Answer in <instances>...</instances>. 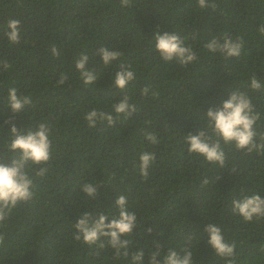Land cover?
<instances>
[{"label": "trees", "instance_id": "trees-1", "mask_svg": "<svg viewBox=\"0 0 264 264\" xmlns=\"http://www.w3.org/2000/svg\"><path fill=\"white\" fill-rule=\"evenodd\" d=\"M208 2L214 7L201 9L198 0H130L127 6L120 0H0V163L10 162L5 145L13 125L26 135L39 123L48 124L52 149L46 176L29 172L32 200L0 226L5 236L0 264H127L114 259L107 246L89 247L73 238L80 214L96 219L115 212L118 195L128 198L137 216L129 251L142 249V264L157 251V259L170 249L182 256L188 245L192 264H224L208 243L209 224L235 241L236 264H264V220L245 222L232 212L233 199L249 192L264 196V155L222 145L221 168L189 155L185 142L206 127L207 111L220 108L237 89L251 97L261 115L257 131L264 133V88H250L253 75L264 86V36L258 32L264 0ZM10 19L21 22L17 44L5 36ZM157 32L180 35L197 62L182 67L161 60L154 48ZM224 33L243 38L240 57L225 60L204 47ZM53 46L59 56H53ZM101 47L122 55L105 66ZM81 53L89 56L86 67L99 74L88 87L74 67ZM121 64L136 76L124 93L112 79ZM61 73L68 76L64 84L57 83ZM145 86L155 95H141ZM9 87L29 96L31 104L13 113ZM124 94L136 112L111 126L104 121L88 127L86 113L95 109L115 116L112 105ZM145 133L155 134L159 143L150 144ZM143 151L155 154L147 179L138 171ZM84 183H93L95 197L82 191Z\"/></svg>", "mask_w": 264, "mask_h": 264}, {"label": "clouds", "instance_id": "clouds-1", "mask_svg": "<svg viewBox=\"0 0 264 264\" xmlns=\"http://www.w3.org/2000/svg\"><path fill=\"white\" fill-rule=\"evenodd\" d=\"M121 6L130 4V0H120ZM201 9L214 7L208 0H198ZM20 24L17 19H10L7 22L5 36L12 44L20 41ZM260 35L264 36V24L258 28ZM195 39V35L192 37ZM154 48L159 53L164 62H176L182 67L197 62V53L190 45H186L185 39L177 33L167 32L160 34L157 32L153 37ZM204 47L211 53H219L225 60L230 57H240L244 48L242 37L233 38L230 34L224 33L220 37H214L204 44ZM53 56L60 53L56 46L52 49ZM99 54L105 66L118 61L122 55L116 50H109L101 47ZM89 56L81 53L75 61V70L79 73L80 80L85 87L94 85L98 80L99 74L95 69H88ZM8 64H3L7 70ZM114 86L121 93H124L128 85L136 79L135 73L124 65L119 66V70L112 77ZM68 76L60 74L58 84H64ZM250 88L253 91H261L264 86L256 78L251 77ZM151 93L150 86H145L141 90V95L148 96ZM130 97L124 94L122 98L112 105V113L93 109L86 113L85 120L89 128H95L98 122L106 121L109 126L114 125L116 120L122 115L128 119L137 111L136 105L130 103ZM7 104L13 113L19 112L26 105L31 104V98L27 95H18L16 87L8 88ZM261 119L259 111L252 102L251 97L246 92L239 89L233 91L229 98L222 103L218 109L207 111L206 127L196 135L188 134L185 136L187 151L189 155L197 154L202 156L206 162L217 164L224 167L226 154L222 145H234L236 150H243L251 154L264 155V133L258 132L256 125ZM51 128L46 123H39L29 129L27 134L18 132L15 125L11 127V136L5 145L6 150L11 153L10 162L5 165L0 163V226L11 215L14 209L21 204L31 201L35 187L31 171L36 177L44 178L49 170L48 164L51 160ZM145 139L150 144H158V138L153 133H145ZM155 160V154L143 151L139 155L138 171L143 179L149 176V168ZM208 181L206 180L205 183ZM82 191L89 197H95L97 189L93 183L81 185ZM115 212L111 210L100 213L96 219L91 214L84 212L80 214L73 224L75 232L73 238L82 241L84 244L96 246L103 249L106 246L113 251L114 259H124L127 264H142L143 250L136 252L129 251L132 243L130 237L137 225V216L128 208V198L125 195H118L115 198ZM232 212L239 215L243 221L252 222L264 220V196L256 192H249L240 199L232 200ZM151 232V229H148ZM208 234V243L215 250L216 256L224 264H236L237 253L235 241L229 242L223 234L222 228L217 224H209L205 228ZM5 236L0 232V245H3ZM191 236L188 237L190 242ZM159 248V246H157ZM190 245L182 247L181 256L176 250H169L167 255L160 257V252L151 254L149 264H192L191 252L187 251Z\"/></svg>", "mask_w": 264, "mask_h": 264}]
</instances>
